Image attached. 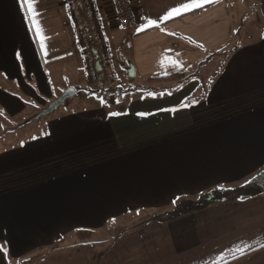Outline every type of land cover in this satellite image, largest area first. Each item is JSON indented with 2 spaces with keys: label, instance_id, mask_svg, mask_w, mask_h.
I'll list each match as a JSON object with an SVG mask.
<instances>
[{
  "label": "crops",
  "instance_id": "1",
  "mask_svg": "<svg viewBox=\"0 0 264 264\" xmlns=\"http://www.w3.org/2000/svg\"><path fill=\"white\" fill-rule=\"evenodd\" d=\"M92 1L116 87L126 84L136 95L124 100L115 90V99L105 104L119 103L117 109L61 116L63 128L50 129L54 143L41 140L50 147L62 137L58 157L69 154L70 161L57 166L54 151L34 169L19 170L0 155L2 264L3 247L17 253L33 243L31 249H39L55 242L56 233L99 232L114 221L115 233H130L137 224L121 218L134 211L149 219L180 209L187 210L180 221L189 227L186 232L164 241L152 238L143 251L130 242L138 256L117 252L119 264H264V210L257 208L264 205V193L214 192L232 181L240 187L264 164V51L233 55L209 83L224 88L213 87L206 99L188 103L202 84L200 65L232 39L233 8L227 0L188 11L181 6L191 0H130L136 25L128 31L127 51L121 43L126 30L118 27L107 1ZM32 8L30 13L20 0H0V114L6 123L18 120L25 102L46 106L73 88L75 79L85 81L92 94L65 1L34 0ZM173 9L180 13L162 19ZM127 61L133 64L131 76ZM155 77L162 78L149 80ZM142 88L148 92L138 94ZM20 145L11 153L17 156L23 146L27 152L46 149L35 142ZM194 201L197 207L190 206ZM219 213L228 214L222 230ZM148 231L143 228V237L154 233Z\"/></svg>",
  "mask_w": 264,
  "mask_h": 264
},
{
  "label": "rangeland",
  "instance_id": "2",
  "mask_svg": "<svg viewBox=\"0 0 264 264\" xmlns=\"http://www.w3.org/2000/svg\"><path fill=\"white\" fill-rule=\"evenodd\" d=\"M227 4L229 7L233 8L234 25L231 34L232 39L229 41L227 47H224L214 54L212 53L213 55L209 56L200 65L198 73L199 80L202 84H200L195 92L189 94L188 103L194 102L196 105L202 98L206 99L207 93L212 90L213 87L220 88V90L224 88L226 84L219 85L209 83L217 79L219 72L226 68L233 55L238 52L242 53V51L248 54H251L253 51H258L259 53H263L264 51V0H227ZM46 15L47 14H42L41 18L45 19ZM73 81L72 87L77 93L74 94L73 97L67 98L63 104L57 106L51 112L39 115L51 101L46 106H42L37 102L29 100L30 102H25L24 112L18 115V120L16 122L8 121L6 123L3 120L6 118V115L0 114V126L4 125L0 128V155L4 156V161L9 162L7 166L15 167V169L19 170L22 168L31 170L34 169L36 164L41 160L54 154V151L56 152V157H58V152H60L63 147L62 137L58 138L56 144L50 147H46L41 139L46 138L53 142L50 137V129L63 128V126L59 125L58 120L64 114L83 111L81 114L91 115L90 112H96L102 108H104L105 111H112L113 108H119V103L108 106L105 102L97 99L93 94L87 93L85 81H78L77 79ZM137 83H142V80L137 79ZM122 86V90L120 89L117 93L122 92L124 100L130 96L136 95V91L131 92L128 90L126 84H122ZM145 91L148 92V89L142 88L139 90L138 94L144 93ZM78 93H80L81 96ZM252 109H255V107ZM13 119L16 120V118ZM21 131L23 132L22 135L19 134ZM21 141L25 146L35 142L39 144V146L46 147V149L40 152H27L23 146L22 149L18 150V155L16 156L12 154L11 151L19 148L21 146ZM22 154L23 156H21ZM19 156H21L20 159ZM58 159L60 162L57 163V166L61 161H70L69 154L65 155L64 153L61 157H58ZM247 176L251 177V174ZM257 183L258 185L261 184L260 182ZM236 186L237 183L232 181V184L226 186V189L228 187L230 190L227 189L225 193L230 191L231 193L229 194L231 196H237L243 194L244 190H246L247 194L258 191V186L254 184L243 183L239 188L234 189ZM214 189L219 190L218 187H214ZM216 193H218V191ZM257 201L258 200L255 202ZM198 203V201H194L190 206L193 205L197 207L195 204ZM259 203L261 204L262 202L259 201ZM112 208L115 209V206ZM257 208L264 210V205L257 206ZM172 211L156 212V214L152 215L149 219L147 218L149 216H142L144 215L142 212H132L128 217H124V219L121 218L122 222L129 219L130 224H137L131 225V227L127 229L134 230L130 233H115V221L103 227L99 232L96 230H74L56 233L55 242L41 245L39 249H31L33 243L23 244L21 248H24V250H21V248L17 250V253H19L18 257L14 250L3 247L1 248V251L4 253L2 259L5 261L4 264H101L105 259L106 264H115V261L119 264L122 259L118 257L117 252L121 255L134 254V256H138L137 250H132L130 246L128 247L130 242H135L143 251V247L145 248L146 244L152 242L155 238H161L159 241H164L165 239H171V237L176 238L180 234L186 232L189 227L182 225L180 221H184L182 217L185 216L184 214L187 210L180 209L179 211ZM216 217L218 219V229H225L227 227L226 219L228 214L219 213ZM109 222L110 221H108V223ZM179 224L180 228L178 227ZM144 227L149 230L148 232L154 231V233L150 236L143 237L145 234L142 232ZM36 245L38 244L36 243ZM107 248L108 250H106ZM11 251L14 254L13 256H11ZM90 251L91 254H89ZM0 264H2L1 260Z\"/></svg>",
  "mask_w": 264,
  "mask_h": 264
},
{
  "label": "built area",
  "instance_id": "3",
  "mask_svg": "<svg viewBox=\"0 0 264 264\" xmlns=\"http://www.w3.org/2000/svg\"><path fill=\"white\" fill-rule=\"evenodd\" d=\"M78 33L79 45L92 94L99 100L111 103L115 98V76L107 57V48L95 15L92 0H64ZM115 21L126 30L122 48L130 50L129 29L136 25V11L130 0H106Z\"/></svg>",
  "mask_w": 264,
  "mask_h": 264
},
{
  "label": "trees",
  "instance_id": "4",
  "mask_svg": "<svg viewBox=\"0 0 264 264\" xmlns=\"http://www.w3.org/2000/svg\"><path fill=\"white\" fill-rule=\"evenodd\" d=\"M72 22H73V20H72ZM160 78H162V77L149 78V80L160 79ZM165 78H167V77H165ZM170 78H174V76H171ZM181 85L182 84H178L177 86H181ZM119 90H120V86H117L116 92L119 91ZM245 180L246 181H244V184H254V185L258 186V191L257 192H253V193H250V194L246 193L247 196L254 195V194L255 195L263 194L264 193V164L261 166V168L258 169L257 173L251 174V177L248 176ZM257 182H260L261 184L258 185ZM240 185L241 184H239V186ZM226 186L227 185L216 186V187L219 188V190L214 189V192L218 191V193H223V192L227 191V189H229L228 187L226 189ZM236 188H239V187L236 186L234 189H236ZM243 195H244V193H243Z\"/></svg>",
  "mask_w": 264,
  "mask_h": 264
},
{
  "label": "snow or ice",
  "instance_id": "5",
  "mask_svg": "<svg viewBox=\"0 0 264 264\" xmlns=\"http://www.w3.org/2000/svg\"><path fill=\"white\" fill-rule=\"evenodd\" d=\"M20 2H21L22 7L27 6L30 13L33 11L32 5L34 3V0H20ZM214 2H218V0H191V3L184 4L181 6V8L184 11H188L191 8H199L204 3H214ZM179 13H180V9H173L166 16L162 17V19L166 20L173 15H178ZM150 23L155 24L156 21H151ZM138 31H140V29H138ZM238 250L242 251V249H238Z\"/></svg>",
  "mask_w": 264,
  "mask_h": 264
},
{
  "label": "water",
  "instance_id": "6",
  "mask_svg": "<svg viewBox=\"0 0 264 264\" xmlns=\"http://www.w3.org/2000/svg\"><path fill=\"white\" fill-rule=\"evenodd\" d=\"M125 70H126L128 76L132 75L134 68H133V64L131 63V61H127V66H126ZM74 92L75 91L73 88H71V87L66 88L63 91V93L58 98H56L55 100H52L48 104V106L39 113V115H44L48 112H51L54 108H56L60 104H63V102L65 101L66 98L72 97Z\"/></svg>",
  "mask_w": 264,
  "mask_h": 264
}]
</instances>
